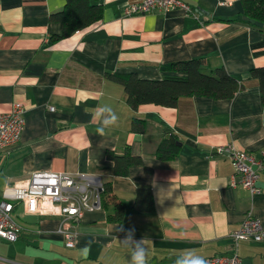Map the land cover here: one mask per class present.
<instances>
[{
	"label": "crops",
	"instance_id": "0c3cea01",
	"mask_svg": "<svg viewBox=\"0 0 264 264\" xmlns=\"http://www.w3.org/2000/svg\"><path fill=\"white\" fill-rule=\"evenodd\" d=\"M140 1L98 0L99 20L51 41L60 26L50 14L65 0H0V112L20 103L24 120L19 140L0 154V195L40 170L98 175L106 187L103 208L75 223L73 247L57 232L61 216L30 213L17 202L18 237L0 238V264H129L131 250L122 244L129 230L144 241L148 264H174L184 250L204 258L236 251L244 264H264V241L231 236L247 210L264 226V170L252 195L229 184V155L215 151L233 144L264 159V105L250 75L264 65V28L243 21L240 0H183L193 13H126ZM199 56L205 72L223 66L241 82L233 97L131 107L108 76H178L171 62ZM102 104L119 120L100 137L91 114ZM170 136L180 142L177 153L160 159L156 149ZM126 153L141 163L115 174L110 154ZM141 188L149 189L150 205L137 199Z\"/></svg>",
	"mask_w": 264,
	"mask_h": 264
},
{
	"label": "built area",
	"instance_id": "2783aa9c",
	"mask_svg": "<svg viewBox=\"0 0 264 264\" xmlns=\"http://www.w3.org/2000/svg\"><path fill=\"white\" fill-rule=\"evenodd\" d=\"M179 8L193 13L191 6L183 0H141L126 6V13L146 12L152 9L170 10ZM52 108V107H51ZM23 108L15 103L6 112H0V154L15 144L24 125ZM217 152L229 155L232 172L229 184L242 185L250 194H258L259 171L264 170V159L233 144L217 146ZM104 183L98 175L83 172L40 170L33 172L25 181L7 185L0 195V238L14 241L18 237V225L13 218L14 206L22 202L30 213L55 214L61 216L57 232L66 247H73L77 237L75 223L87 211L102 209ZM232 238L264 241V226L251 210H247L240 225L231 232ZM209 264H244L236 251L215 254L205 258Z\"/></svg>",
	"mask_w": 264,
	"mask_h": 264
},
{
	"label": "trees",
	"instance_id": "16d2710c",
	"mask_svg": "<svg viewBox=\"0 0 264 264\" xmlns=\"http://www.w3.org/2000/svg\"><path fill=\"white\" fill-rule=\"evenodd\" d=\"M243 7L244 22L250 23L249 19L260 21L264 24V0H240ZM101 18V5L98 0H65L64 6L50 14V20L59 23L60 31L50 37L56 41L70 36L75 31L85 28ZM259 27V26H256ZM263 28V27H259ZM205 58L202 56L188 60L171 62L167 68L175 71L178 76H168L161 79L139 78L135 73H111L108 76L119 82L126 94L131 107L143 103L176 107L182 97L193 95H207L216 99H227L241 88V82L232 74L228 73L223 66H218L209 72L204 71ZM250 75L260 87L261 100L264 105V65L254 67ZM177 153L175 143L168 139L161 141L156 149V156L160 159L174 157ZM114 160V173L124 175L132 164H140L138 156L129 153L118 156L110 154ZM106 187L104 185V191ZM102 193V208H103ZM143 195L147 199V205L151 204L149 189L138 190L137 199ZM121 203L116 202L118 209Z\"/></svg>",
	"mask_w": 264,
	"mask_h": 264
},
{
	"label": "clouds",
	"instance_id": "9594fccd",
	"mask_svg": "<svg viewBox=\"0 0 264 264\" xmlns=\"http://www.w3.org/2000/svg\"><path fill=\"white\" fill-rule=\"evenodd\" d=\"M91 115L92 121L97 124L96 134L100 137H103L106 130L114 127L119 120L117 113L107 104L98 106ZM133 237L134 230H129L122 243L131 250L129 264H148L144 241H136ZM174 264H209V262L203 256L198 255L195 250H184L176 258Z\"/></svg>",
	"mask_w": 264,
	"mask_h": 264
},
{
	"label": "water",
	"instance_id": "95a60500",
	"mask_svg": "<svg viewBox=\"0 0 264 264\" xmlns=\"http://www.w3.org/2000/svg\"><path fill=\"white\" fill-rule=\"evenodd\" d=\"M243 18H244V19H247L246 16H243ZM249 21H250V23L255 24L256 26H259V27H263V28H264V24H263L262 22H260V21H255L254 19H249ZM170 140H171L173 143H175L176 145H180V142H179V141H176V140L174 139L173 136H170ZM243 262H244V261H243ZM244 263H245V262H244Z\"/></svg>",
	"mask_w": 264,
	"mask_h": 264
}]
</instances>
